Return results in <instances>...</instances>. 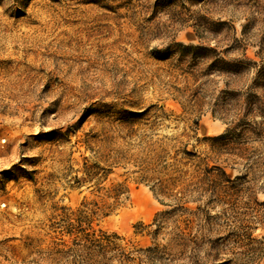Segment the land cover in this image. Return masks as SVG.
I'll return each instance as SVG.
<instances>
[{
  "label": "rangeland",
  "instance_id": "obj_1",
  "mask_svg": "<svg viewBox=\"0 0 264 264\" xmlns=\"http://www.w3.org/2000/svg\"><path fill=\"white\" fill-rule=\"evenodd\" d=\"M243 54L264 0H0V264H78L86 211L143 264H264V81L211 65Z\"/></svg>",
  "mask_w": 264,
  "mask_h": 264
},
{
  "label": "trees",
  "instance_id": "obj_2",
  "mask_svg": "<svg viewBox=\"0 0 264 264\" xmlns=\"http://www.w3.org/2000/svg\"><path fill=\"white\" fill-rule=\"evenodd\" d=\"M177 45L183 51H190L193 56H197L198 52L201 50H211L198 45H183L181 43H177ZM218 63H221L224 66V72L231 74H239L243 70L253 67V81H264V63L258 64L244 54L241 59H232L229 61L217 57L212 61L211 65L215 66ZM261 86H264V83H262ZM225 135L226 133L220 137H224ZM221 172L223 176H226L224 171ZM113 191L114 198H117L119 194L118 189H113ZM91 220V214L87 211L83 212L82 222L86 224L87 227L82 229L79 235H75L70 241V244H55V246L63 245L66 247L67 253H74L75 256L79 257L78 264H143L144 256H147L145 253L152 251V248L150 247L146 249H132L131 247H128L126 243H123V239L115 233L109 234L101 230H98L97 232L87 231ZM152 224L155 223L153 222ZM152 234H155V231ZM69 235L71 236L73 233L69 231Z\"/></svg>",
  "mask_w": 264,
  "mask_h": 264
}]
</instances>
